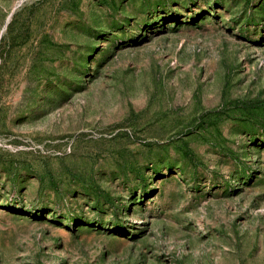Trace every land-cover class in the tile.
<instances>
[{
	"label": "rangeland",
	"instance_id": "obj_1",
	"mask_svg": "<svg viewBox=\"0 0 264 264\" xmlns=\"http://www.w3.org/2000/svg\"><path fill=\"white\" fill-rule=\"evenodd\" d=\"M0 35V264H264V0H0Z\"/></svg>",
	"mask_w": 264,
	"mask_h": 264
},
{
	"label": "trees",
	"instance_id": "obj_2",
	"mask_svg": "<svg viewBox=\"0 0 264 264\" xmlns=\"http://www.w3.org/2000/svg\"><path fill=\"white\" fill-rule=\"evenodd\" d=\"M10 25H11V21H8L5 28L8 29ZM2 38H3V35H0V43L2 42Z\"/></svg>",
	"mask_w": 264,
	"mask_h": 264
}]
</instances>
